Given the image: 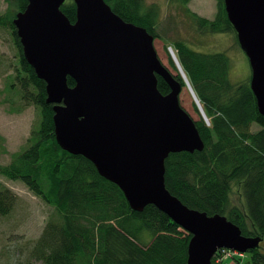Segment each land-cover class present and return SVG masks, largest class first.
<instances>
[{"label": "trees", "instance_id": "1", "mask_svg": "<svg viewBox=\"0 0 264 264\" xmlns=\"http://www.w3.org/2000/svg\"><path fill=\"white\" fill-rule=\"evenodd\" d=\"M2 1L6 10L0 13V29L10 35L14 49L13 59L5 62L9 71L5 91L17 97L9 107L22 111L34 106L39 114L26 145L9 163L0 165V176L18 179L51 207L39 237L27 247V256L14 264H186L190 234L152 204L142 211L132 210L121 189L101 176L90 160L59 146L53 105L46 102V84L27 63L13 25L16 12L25 9L27 0ZM104 1L123 20L144 27L154 38L159 36L158 11L146 6V0ZM174 1L183 6L197 31L234 32L236 36L224 0H215L212 19L192 11L190 0ZM75 9L72 0L61 6L71 22ZM186 41L177 38L171 47L209 124L199 114L194 122L202 150L170 153L164 161V183L186 206L208 215H224L242 235L260 238L257 248L229 258L238 264H264V117L258 111L250 77L231 82L228 55L196 51ZM169 62L175 67L171 58ZM173 77L185 85L180 75ZM66 83L73 86L74 80L68 77ZM157 87L163 94L169 92L160 77ZM14 200L8 188H0V215L9 212ZM220 252L210 264H226L229 258L219 260Z\"/></svg>", "mask_w": 264, "mask_h": 264}, {"label": "water", "instance_id": "2", "mask_svg": "<svg viewBox=\"0 0 264 264\" xmlns=\"http://www.w3.org/2000/svg\"><path fill=\"white\" fill-rule=\"evenodd\" d=\"M65 1L27 0L13 18L22 54L46 84L59 146L90 160L121 189L132 210L152 204L190 234L186 264H210L221 248L242 253L257 248L260 238L242 235L224 215L186 206L166 188L169 154L202 150L204 144L195 120L180 105L182 86L157 58L154 36L123 20L104 0H72L76 18L71 22L61 10ZM223 3L264 117V0ZM157 77L168 93L159 91ZM196 107L209 124L197 98Z\"/></svg>", "mask_w": 264, "mask_h": 264}, {"label": "rangeland", "instance_id": "3", "mask_svg": "<svg viewBox=\"0 0 264 264\" xmlns=\"http://www.w3.org/2000/svg\"><path fill=\"white\" fill-rule=\"evenodd\" d=\"M145 3L146 6H153L158 11L156 31L159 36L154 39L153 48L157 52V58L169 69L173 76H181V74L169 62L170 58L172 60V54L176 56L171 44L177 38L182 40L186 38L187 45L196 51L208 54L222 51L228 55L230 58L229 77L231 82L247 81L249 79L251 74L249 62L239 44H237V37L234 32L218 34L197 31L195 25L192 24L193 22L185 14L183 6L174 0H146ZM215 3V0H190L188 6L198 15L212 19L216 12ZM5 10L6 3L0 0V13ZM9 38L10 35L0 29V72H2L0 73V165L9 163L11 156L26 145L27 136H29L31 130L30 126L39 114L38 109L34 106L24 107L22 111L12 110L9 107L10 105L14 106L17 102V97L10 91H5L4 86L7 83L5 78H8L7 75H9V71H6L5 68V62H10L13 59L12 54H14ZM180 88V105L183 106V109L189 113L192 119L197 120L200 113L195 107L196 94H192L191 89L186 85ZM9 98L11 101H8ZM253 129H258V127H253ZM1 187L8 188L15 195V200L9 212L0 215V264H14L16 259L21 260L27 256V247L39 237L51 207L47 206L42 199H39L18 179L10 180L0 176ZM236 196V194H233L232 198L236 199ZM229 257L231 255L226 258ZM32 264L42 263L32 261ZM226 264L238 263L229 258Z\"/></svg>", "mask_w": 264, "mask_h": 264}, {"label": "built area", "instance_id": "4", "mask_svg": "<svg viewBox=\"0 0 264 264\" xmlns=\"http://www.w3.org/2000/svg\"><path fill=\"white\" fill-rule=\"evenodd\" d=\"M221 256L218 258L220 259H225L228 256H232V255H242V253H239L237 251H232V250H228V249H221Z\"/></svg>", "mask_w": 264, "mask_h": 264}, {"label": "bare ground", "instance_id": "5", "mask_svg": "<svg viewBox=\"0 0 264 264\" xmlns=\"http://www.w3.org/2000/svg\"><path fill=\"white\" fill-rule=\"evenodd\" d=\"M177 81V80H176ZM191 86V85H190Z\"/></svg>", "mask_w": 264, "mask_h": 264}]
</instances>
